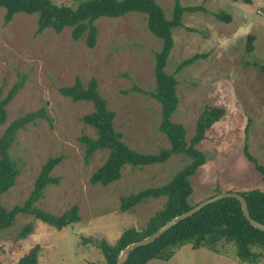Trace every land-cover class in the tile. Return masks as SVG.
Wrapping results in <instances>:
<instances>
[{"label":"rangeland","instance_id":"obj_1","mask_svg":"<svg viewBox=\"0 0 264 264\" xmlns=\"http://www.w3.org/2000/svg\"><path fill=\"white\" fill-rule=\"evenodd\" d=\"M49 1L72 8L78 4V0ZM154 1L165 17L171 18L174 0ZM179 2L182 7L203 6L206 12L184 13L182 26L172 32L173 48L165 70L177 81L179 103L171 121L184 127L189 142L205 108L224 111L196 146L206 161L190 178L188 202L196 205L220 193L264 190L262 176L243 155L246 146L264 167V75L255 66L264 65V0H252L250 5L232 0ZM220 11L231 16L229 24L215 19L214 14ZM3 15L0 9L1 96L21 77L25 82L6 108L7 120L0 126V136L12 121L42 108L50 121L37 120L17 133L9 153L20 172L14 186L0 196V205L7 210L23 205L42 166L49 158L63 156L51 172L59 183L47 186L35 207L60 216L77 206L81 221L58 232L30 215L19 214L9 229L0 232V261L16 264L38 245L37 264H101L100 252L87 239H103L112 245L126 229L143 230L166 201L147 200L122 213L120 198L166 184L189 160L172 155L160 165L125 166L119 181L107 187L91 185V175L108 154L97 151L84 162L79 139L96 135L81 118L93 111L92 105L74 103L58 89L72 86L76 78L83 86L95 79L100 96L115 113L114 128L127 147L144 154L169 148L159 131L160 105L149 95L155 88V54L161 41L149 32L146 16L138 13L96 21L97 40L92 49L85 45V36L73 41L69 28L60 34L47 29L36 35V15L16 14L8 23ZM249 40L252 50L246 52ZM202 53L208 54L206 60L175 72L180 62ZM27 224L33 231L25 239L18 238ZM217 249L218 253H213L184 244L168 261L154 259L147 264H242L233 244L223 241ZM251 252L258 255L254 264H264V248L255 247Z\"/></svg>","mask_w":264,"mask_h":264},{"label":"trees","instance_id":"obj_2","mask_svg":"<svg viewBox=\"0 0 264 264\" xmlns=\"http://www.w3.org/2000/svg\"><path fill=\"white\" fill-rule=\"evenodd\" d=\"M207 1V0H204ZM250 5L252 0H232ZM0 9L4 10L3 20L8 23L16 14L36 15V35L51 29L60 34L64 29H71V39L78 41L85 36V45L92 49L96 45L97 27L95 22L101 18L118 19L130 13L146 16L149 32L161 41V49L155 54V88L149 95L160 105L159 131L165 135L169 148L159 150L154 154L136 152L127 147L122 141L121 133L114 128L115 113L107 107V102L102 98L97 89L95 79H90L86 86L76 78L70 87L58 89L59 94L69 98L74 103H91L93 111L81 118V121L95 132V138L82 136L79 141L84 146V162L89 160L97 151H107L105 162L89 179L91 185L107 187L121 179L125 166L132 168H145L152 165L166 163L172 155H180L189 160L166 184L140 190L136 193L123 196L119 200V210L124 213L147 200L165 198L162 209L148 219L145 228L137 231L134 228L124 230L112 245L105 240L87 239L93 243L95 249L102 256L101 264H116L120 252L128 245L139 242L154 233L157 229L181 215L195 205H190L188 198L192 194L190 178L197 169L205 164V155L196 149L205 139V133L224 115L221 108H205L195 122L194 134L189 142L186 141V131L181 124H175L171 117L175 112L179 100L176 95L177 81L173 75L166 73L169 54L173 48L172 32L182 26L184 13L206 12L203 6L182 7L179 0H174L171 18H166L160 6L154 0H78L72 8L58 6L49 0H0ZM217 21L229 24L231 16L223 11L214 14ZM190 32L194 30L188 29ZM252 40L247 41L246 52H251ZM207 53L195 54L180 62L175 72L193 65L197 61L206 60ZM257 70L264 75V65H255ZM25 78L21 77L2 97L0 94V126L6 123V108L17 92L23 88ZM37 120L50 121L45 109L31 112L12 121L0 136V196L5 194L15 184L20 169L10 156V149L15 142L16 135L27 125L34 124ZM243 155L264 180V167L243 148ZM64 157L49 158L42 166L34 182L29 196L21 206L10 210L0 205V232L9 229L17 215H30L43 224L60 232L69 225L80 222L78 207L72 206L60 216H55L35 207L43 198L44 189L49 185H57L59 178L51 176L53 169L58 166ZM247 203L250 217L264 225V190L253 189L241 193ZM33 231V226L27 224L18 234V238L25 239ZM233 244L240 262L254 264L258 258L251 252L252 248H264V233L253 229L243 218L240 205L234 199H224L211 204L192 217L178 223L159 239L150 245L138 248L130 253L125 264H147L157 259L168 261L176 249L184 244H189L192 249L205 248L213 253H218L221 242ZM38 245L24 254L16 264H37ZM0 264L1 261H0Z\"/></svg>","mask_w":264,"mask_h":264},{"label":"water","instance_id":"obj_3","mask_svg":"<svg viewBox=\"0 0 264 264\" xmlns=\"http://www.w3.org/2000/svg\"><path fill=\"white\" fill-rule=\"evenodd\" d=\"M224 199H234L236 200L240 205V210L242 213V216L244 220L255 230L264 233V225L260 224L256 221H254L248 212L247 203L244 199V197L238 193H220L216 194L208 199H205L199 203H197L195 206H193L188 211L182 213L181 215H178L174 218H172L170 221L165 223L163 226H161L159 229H157L154 233L147 236L146 238L140 240L139 242L132 243L128 246H126L119 254L117 258L116 264H125L126 260L128 259L130 253H132L134 250L150 245L153 242H155L157 239H159L162 235H164L167 231H169L171 228L176 226L178 223L192 217L196 213L200 212L205 207L214 204L218 201L224 200Z\"/></svg>","mask_w":264,"mask_h":264},{"label":"crops","instance_id":"obj_4","mask_svg":"<svg viewBox=\"0 0 264 264\" xmlns=\"http://www.w3.org/2000/svg\"><path fill=\"white\" fill-rule=\"evenodd\" d=\"M80 221H81V219H80ZM78 223H79V222H78ZM118 238H119V236H118L116 239H114L113 243H114Z\"/></svg>","mask_w":264,"mask_h":264}]
</instances>
